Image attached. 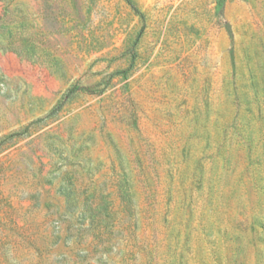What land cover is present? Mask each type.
Here are the masks:
<instances>
[{
  "label": "rangeland",
  "instance_id": "1",
  "mask_svg": "<svg viewBox=\"0 0 264 264\" xmlns=\"http://www.w3.org/2000/svg\"><path fill=\"white\" fill-rule=\"evenodd\" d=\"M132 1L0 0V264H264V0Z\"/></svg>",
  "mask_w": 264,
  "mask_h": 264
},
{
  "label": "trees",
  "instance_id": "2",
  "mask_svg": "<svg viewBox=\"0 0 264 264\" xmlns=\"http://www.w3.org/2000/svg\"><path fill=\"white\" fill-rule=\"evenodd\" d=\"M131 6L133 7V9L138 13L140 14L141 16H144V13L133 3L132 0H127ZM64 105V102H61L55 109L52 113H55L57 112L58 110H60L62 108V106Z\"/></svg>",
  "mask_w": 264,
  "mask_h": 264
}]
</instances>
